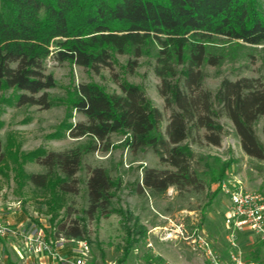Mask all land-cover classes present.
I'll use <instances>...</instances> for the list:
<instances>
[{"label": "trees", "instance_id": "16d2710c", "mask_svg": "<svg viewBox=\"0 0 264 264\" xmlns=\"http://www.w3.org/2000/svg\"><path fill=\"white\" fill-rule=\"evenodd\" d=\"M260 44L261 0H0V91L13 90L16 106L54 105L47 91L56 85L46 70L51 55L98 71L112 68L116 55L128 54L125 69L134 73L139 58L150 52L159 94L170 110L162 130V112L142 87L118 76L120 93L93 82L78 83L69 104L83 119L69 125V135L84 142L35 154L43 172L30 174L29 181L40 191L51 189L46 202L56 210L65 195L79 192L83 156L101 145L108 150L111 134L124 133L132 150L147 148L165 166H142L139 193L157 198L173 187L202 194L207 159L197 156L191 143L219 146L221 118L231 122L247 155L264 160V83L254 77H225L215 91L204 87L206 66L219 67L243 57L239 49ZM116 185L106 167H91L86 205L75 218L59 222L57 234L85 240L88 220L121 214L113 200ZM70 215L67 206L65 217Z\"/></svg>", "mask_w": 264, "mask_h": 264}, {"label": "rangeland", "instance_id": "374dc122", "mask_svg": "<svg viewBox=\"0 0 264 264\" xmlns=\"http://www.w3.org/2000/svg\"><path fill=\"white\" fill-rule=\"evenodd\" d=\"M241 51L244 54L241 58L228 60L219 67L206 66L204 87L215 91L225 77H254L264 83V44L247 46L239 49ZM129 58L128 54L116 55L112 68L102 66L95 71L67 61L58 62L51 55L46 60V70L53 75L56 85L47 90L54 100V105L47 109L36 105L18 107L13 90L0 91V207L4 220L12 216L24 221L20 227L11 224L15 235L0 239V264H19L13 246L20 251L24 230L30 233L41 229L45 240L51 241L52 248L60 254H80L78 250L82 245L77 242L66 241L62 247L54 243L59 237L58 223L75 218L86 205L85 184L93 166L106 167L115 179L113 200L121 214L113 213L87 221L85 242L89 248V264H203L204 256L192 250L190 240L194 228L203 231L219 253H224L226 248L222 219L227 197L221 190L222 183L239 180L246 189L264 193V160L247 155L231 122L221 118L224 133L219 146L203 140L191 143L194 153L207 159L204 193L180 192L173 187L157 198L139 193L136 186L142 166H165L147 148L132 150L128 145V134L113 133L108 150L101 145L98 150L83 156L77 173L79 192L65 195L57 205L60 207L50 210L48 205L51 203L46 202V198H50L51 189L40 191L28 176L43 172L33 159L35 154L66 150L84 142L69 135V125L83 119L82 115L71 110L69 104L78 83L93 82L108 92L120 93L118 76L142 87L152 104L161 110V128L165 129L170 110L165 108L158 91L160 80L153 71V53L139 58L134 73L125 69ZM259 127L256 133L261 137ZM198 166L204 169L202 164L198 163ZM67 206L71 215L65 217ZM244 250L250 259L256 260L258 256L264 261L262 245L256 243L244 247Z\"/></svg>", "mask_w": 264, "mask_h": 264}, {"label": "built area", "instance_id": "2783aa9c", "mask_svg": "<svg viewBox=\"0 0 264 264\" xmlns=\"http://www.w3.org/2000/svg\"><path fill=\"white\" fill-rule=\"evenodd\" d=\"M221 190L227 197L222 219L225 252L219 253L212 240L203 231L200 232L199 228H194L192 232V250L204 256L203 264H264L260 259H250L244 250V247L256 243L264 247V193L246 189L239 180L222 183ZM3 215V209L0 207V237L15 235L16 231L4 220ZM180 235L183 236L181 232ZM24 238L26 246L35 255L47 253L53 259L66 264H89V248L85 240L66 239L63 236L56 238L55 246L60 247L66 241L82 245L78 250L79 255L67 258L52 248V242L45 240L41 229H36Z\"/></svg>", "mask_w": 264, "mask_h": 264}, {"label": "crops", "instance_id": "0c3cea01", "mask_svg": "<svg viewBox=\"0 0 264 264\" xmlns=\"http://www.w3.org/2000/svg\"><path fill=\"white\" fill-rule=\"evenodd\" d=\"M5 220L7 222H9L10 224H12V223L17 224V226H19V227L24 222L22 219H20V217H18V218L13 217L12 218V216H7L5 218ZM24 228H25V226H23V229ZM19 230H20V228H19ZM24 233H25L24 236H28V235L32 234V232L28 233V232H26V230H24ZM24 236H23V240L21 241V246H19L20 251H19V249H17L16 246H13V248L16 249V252L18 254V256H17L18 258H16V260L19 264H66V263L60 262L58 260H55L52 257H49V255L42 254V255L38 256V255L33 254L32 251L26 246ZM0 239H3V237H0ZM67 242H69V241H67ZM60 247H62V246H60ZM221 254H223V253H221ZM61 255L65 256L67 258L73 257L72 252L70 254L69 253H63ZM0 258H1V256H0Z\"/></svg>", "mask_w": 264, "mask_h": 264}]
</instances>
